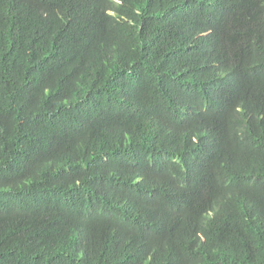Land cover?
<instances>
[{"label":"trees","instance_id":"obj_1","mask_svg":"<svg viewBox=\"0 0 264 264\" xmlns=\"http://www.w3.org/2000/svg\"><path fill=\"white\" fill-rule=\"evenodd\" d=\"M0 264H264V0H0Z\"/></svg>","mask_w":264,"mask_h":264}]
</instances>
